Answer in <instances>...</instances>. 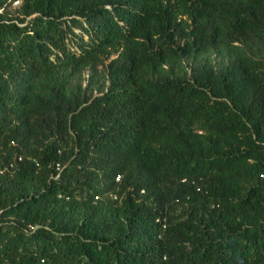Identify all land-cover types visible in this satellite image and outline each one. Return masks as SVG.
I'll return each instance as SVG.
<instances>
[{
	"label": "trees",
	"instance_id": "1",
	"mask_svg": "<svg viewBox=\"0 0 264 264\" xmlns=\"http://www.w3.org/2000/svg\"><path fill=\"white\" fill-rule=\"evenodd\" d=\"M0 264H264V0H0Z\"/></svg>",
	"mask_w": 264,
	"mask_h": 264
}]
</instances>
